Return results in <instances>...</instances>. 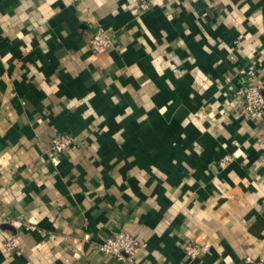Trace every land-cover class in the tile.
Segmentation results:
<instances>
[{
    "label": "crops",
    "instance_id": "crops-1",
    "mask_svg": "<svg viewBox=\"0 0 264 264\" xmlns=\"http://www.w3.org/2000/svg\"><path fill=\"white\" fill-rule=\"evenodd\" d=\"M248 67L264 92V0H0V264L264 263ZM119 231L134 263L99 250Z\"/></svg>",
    "mask_w": 264,
    "mask_h": 264
},
{
    "label": "built area",
    "instance_id": "built-area-1",
    "mask_svg": "<svg viewBox=\"0 0 264 264\" xmlns=\"http://www.w3.org/2000/svg\"><path fill=\"white\" fill-rule=\"evenodd\" d=\"M145 7V5H143ZM114 36L108 33L102 27L97 28L90 40V47L93 53L102 54L107 52L110 48L115 46ZM237 76L241 80V87H239L237 94L243 100L242 114L246 119L254 117H264V92L262 88L254 83L256 79V72L253 67L242 68L237 72ZM74 138L67 133H59L52 138V156L51 162L57 166L60 155L72 147ZM230 161L229 157L225 158L224 162ZM221 163V165L224 164ZM4 222L0 221V238L5 248L9 252H13L18 248V240L15 235L8 234L4 231ZM140 240L125 231L114 233L106 241L99 244V250L106 254L115 257L119 261L134 263V257L141 247ZM208 249V246L197 247L187 246L186 251L189 256L195 258L199 255L201 250ZM240 264H264L263 261H253L247 259Z\"/></svg>",
    "mask_w": 264,
    "mask_h": 264
}]
</instances>
